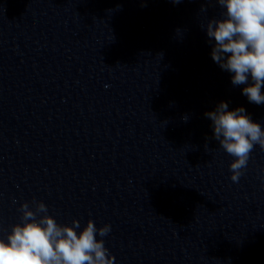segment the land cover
Wrapping results in <instances>:
<instances>
[{
    "label": "clouds",
    "instance_id": "obj_1",
    "mask_svg": "<svg viewBox=\"0 0 264 264\" xmlns=\"http://www.w3.org/2000/svg\"><path fill=\"white\" fill-rule=\"evenodd\" d=\"M215 2L224 11L206 25L208 38L215 42L211 58L232 74L234 86L247 85L242 94L250 103L264 104V0ZM205 116L212 122L213 138L234 157L229 166L230 179L237 183L254 147L264 149V128L251 119L244 107L229 110L225 101ZM34 204L35 210L27 202L21 205L23 223L12 226L7 241L0 239V264H113L114 257L103 239H96L97 234L106 236L110 225L97 228L94 221L88 220L78 233L79 221L73 220L71 226L58 224L47 214L43 202Z\"/></svg>",
    "mask_w": 264,
    "mask_h": 264
}]
</instances>
